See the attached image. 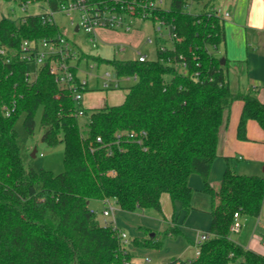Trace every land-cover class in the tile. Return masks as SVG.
Listing matches in <instances>:
<instances>
[{"label":"trees","instance_id":"obj_1","mask_svg":"<svg viewBox=\"0 0 264 264\" xmlns=\"http://www.w3.org/2000/svg\"><path fill=\"white\" fill-rule=\"evenodd\" d=\"M3 1V0H0ZM44 1L56 11L68 0ZM117 1V3H116ZM128 0H91L99 7L120 9ZM130 1V0H129ZM185 0H173L159 18L173 25L180 37L172 52L156 59L105 60L119 77L137 76L123 104L88 109L77 105L70 88L62 87L48 66L34 71L24 60L5 63L0 55V264H124L133 254L122 243L114 222L103 224L92 201L113 202L126 213L156 210L162 214L164 194L183 209L192 210L193 174L203 180V193L212 199L208 239L199 244L194 260L169 264H264L256 253L230 237L235 213L259 217L264 207V177L237 174L227 167L222 186L209 183L218 159L219 134L236 100L243 102L238 137L246 140L247 125L257 121L264 130V103L254 93L231 90L228 61L217 56L226 42L224 20L208 10L186 12ZM22 2V3H23ZM215 0H210V3ZM46 14L24 15L19 21L0 19V48L19 51L26 41L56 40L57 23L44 22ZM182 57V59H180ZM187 65L183 75L163 61ZM42 108V141L50 147L65 145L64 171L58 174L28 168L22 158L17 121L35 133L36 112ZM89 116L83 126L79 112ZM161 240L135 238L134 247L162 249Z\"/></svg>","mask_w":264,"mask_h":264},{"label":"crops","instance_id":"obj_2","mask_svg":"<svg viewBox=\"0 0 264 264\" xmlns=\"http://www.w3.org/2000/svg\"><path fill=\"white\" fill-rule=\"evenodd\" d=\"M215 6L231 15L225 23L226 42L219 48L217 53L218 57L228 61L230 83L231 76H235L237 79L236 91L232 88V83L231 90L235 93L241 92L244 94L252 92L264 103V0H215ZM49 9L51 10L50 7ZM34 14L45 13L34 12ZM24 15V13L21 14V16ZM104 31L102 30L106 37L102 33H98V36H100L99 42L114 46L116 53L119 51L118 47L130 45V43L119 45L118 38L115 35L116 32ZM143 35L141 45L147 46L145 39L149 36ZM142 46L141 51L149 54V51L142 49ZM79 49L84 52L85 56L95 57L91 51ZM97 57L100 56L97 55ZM125 85L127 83H124L123 88H121L123 93H118L117 95L106 94L105 98H100L101 105L98 108L88 107L85 103L83 107L99 109L100 107H114L123 104L128 93L125 89L128 86ZM243 108V102L236 100L229 114L225 116L224 124L220 130V141L217 151L219 157L213 163L209 177V183L216 191H219L222 186L221 183L227 167L232 168L237 174L264 177V174L258 173L257 167L258 165L264 167V147L257 144L258 141L256 139L257 137L264 140V130L260 128L261 126L257 127V121L252 120L247 125V139L242 140L238 137L239 118ZM234 158L236 161L233 160ZM189 185L194 190L191 211L187 213L183 209L181 201L174 202L169 195L164 194L161 198V216L159 214L154 215L157 219L154 223H143L145 226H139L138 231L135 232V238H145L149 232L152 237H156L158 234L157 239L161 240L166 230L171 228L176 231L177 235L170 234L165 238L162 249H146L151 254L146 256V259L149 258L151 260V264H153L152 256L159 259V264H166L174 259H196L199 238L201 234L209 231L211 227L213 218L210 213L212 199L203 193L205 184H203L200 175L193 174L189 180ZM261 213L259 218L264 215V207ZM112 221H114L118 229L125 232L122 225L120 226L117 223L115 214ZM132 240L130 238L127 248L132 254L137 250V254L143 256L145 252L143 253L142 251H145V249L141 251V248L134 247ZM263 242L264 237L257 236L255 241H250L248 245H241L264 255ZM131 263L136 264L132 261Z\"/></svg>","mask_w":264,"mask_h":264},{"label":"built area","instance_id":"obj_3","mask_svg":"<svg viewBox=\"0 0 264 264\" xmlns=\"http://www.w3.org/2000/svg\"><path fill=\"white\" fill-rule=\"evenodd\" d=\"M173 0H128L121 2L120 9L114 7H99L96 4H92L91 0H68L61 4L56 11L50 10L49 14H46L44 22L57 23L54 20V14L62 13L71 16L73 13L79 15V21L81 22L79 30L83 28L88 36L89 42L93 48H97L99 38L98 29L107 31L118 32L122 30L125 34L131 33L136 29V20L142 21L149 20L153 24V37H147L145 44L152 46L156 49V53H168L172 52L175 48V44L180 42V37L174 32L173 25H171L166 19L159 18L155 15L157 10H169ZM185 10L191 13L195 4L200 3L201 0H185ZM29 2H23L21 4L22 13L28 11L27 4ZM117 3V1H116ZM209 5V6H208ZM208 6V10L216 16L222 17L224 20L230 18L228 12H224L215 6V2L207 3L204 8ZM192 14V13H191ZM21 17V16H20ZM128 46H122L117 52H127ZM135 52L136 58L140 63L149 61V54L144 51L130 48ZM0 55L3 57L5 63H12L15 58L27 61L33 66L34 71L27 74L28 77H34L37 74L38 68L42 66H48L50 74L54 76L57 83L62 87L70 88L72 90V96L77 103L83 107V92L89 90L90 82L89 76H92L97 83L96 87L101 86L105 90H114L123 88L124 83L134 81L136 83L137 76L119 77L117 71L113 68V71L106 70L103 74L97 73L101 67L98 62H92L91 59L85 56L84 52H81L76 42H72L69 38L64 37L63 34L58 39L53 40H40L38 42H32L29 40L24 41L19 51L14 49L3 47L0 48ZM182 59V57H180ZM82 61L85 62V70H81L80 65ZM175 68L183 75L188 74L187 65L185 63L173 61L168 59L163 61ZM84 75L81 78V75ZM85 113L79 112V116H84ZM42 155V154H41ZM117 211L116 205L108 201L103 209V224L110 223L111 217H114ZM240 214L235 213L234 222L231 226V231L238 233L241 231ZM114 222V221H113ZM122 243L127 246L130 243V238L127 233L120 231ZM208 239V235L203 233L199 238L198 245ZM264 243V242H263ZM200 255V249L198 248L196 258ZM132 264V263H124ZM145 264H151V260L147 258ZM169 264V263H166Z\"/></svg>","mask_w":264,"mask_h":264},{"label":"rangeland","instance_id":"obj_4","mask_svg":"<svg viewBox=\"0 0 264 264\" xmlns=\"http://www.w3.org/2000/svg\"><path fill=\"white\" fill-rule=\"evenodd\" d=\"M23 0H3L0 1V19L9 18L15 22L19 21V17L22 14V4ZM207 3V0H201L200 3H197L193 6L191 13L194 15L200 14L203 9L204 5ZM28 11L24 13L25 15H31L35 13H45L49 14L50 9L47 6V3L44 1L27 4ZM54 20L57 22L62 34L64 37L69 38L73 43L76 42V45L84 49L85 51H91L95 57L99 55L101 58L105 60H113L121 59V60H135L136 55L134 50L130 48H135L141 50V42L143 41L142 36L146 34L149 37H153V24L151 21L146 20L142 21L140 19L136 20V29L131 33L125 34L122 30H119L115 33L118 38V44H128L130 43L129 48H127V52H117L114 46L105 45L103 42H98V47L93 48L92 44L89 42L88 36L83 28L76 32L77 26L80 25L79 15L77 13L71 14L68 16L67 14L56 13L54 14ZM103 29H98V33H102ZM104 31V30H103ZM106 32V31H104ZM106 37V35H104ZM118 49H120L118 47ZM142 49L149 51V59L154 60L156 59V49L152 46H142ZM91 61L94 62V59L91 58ZM101 67L98 69L97 73L100 75L103 74L106 70L113 71V68L109 65L102 64ZM81 70H85V62L82 61L80 65ZM33 66H31V69ZM81 75V74H80ZM84 75H81L83 78ZM90 87L89 90L83 92V104L85 103L88 107H95L98 108L101 105L100 98H105L106 94L117 95L118 93L121 94L123 91L121 89H114V90H105L101 86L97 88L95 79L92 76H89ZM135 82L131 81L127 83L125 86H131ZM231 83L232 88L236 91V84L237 79L235 76H231ZM42 108H38L36 112V127L35 133L33 135H29L27 130H25L23 126L24 118L23 115L16 123V130H18L20 134V141L19 145L21 146L22 150V158L24 163L28 168H32L35 171H40L42 168L53 172L54 174H58L64 171V152H65V145L60 143L55 147H50L46 145L42 141L43 129H41V120H42ZM89 120V116L84 115L80 118L81 125H85ZM257 127L259 128V123L256 122ZM231 128V127H229ZM261 128V127H260ZM257 144L264 147V140L257 138ZM37 149L36 157H32L33 151ZM42 154V155H41ZM236 161V159H233ZM258 167V173L264 174V167ZM91 208L97 212V218L103 223L104 219L102 216L103 209L105 208L104 203H100L98 201H92ZM154 215H158V212L153 209H149L147 211H137L134 214L123 212L117 206V212L115 213V218L117 223L125 230V233L129 235L131 240L135 238V232L138 231L139 226H145L143 223H154L157 219ZM159 216H161L159 214ZM113 218L111 217V220ZM241 224V231L238 233L232 232L230 233V237L233 241L248 245L250 241H255V237L260 236L264 237V215L259 217H253L250 215H242L240 219ZM144 232V230H142ZM146 235V234H145ZM149 237V236H147ZM129 246V245H128ZM141 251L144 249H140ZM144 254L143 256L138 255L137 250L133 253L132 262L143 263L145 264L146 256L151 255L145 249L142 251ZM153 264H159V259L156 257H151Z\"/></svg>","mask_w":264,"mask_h":264},{"label":"water","instance_id":"obj_5","mask_svg":"<svg viewBox=\"0 0 264 264\" xmlns=\"http://www.w3.org/2000/svg\"><path fill=\"white\" fill-rule=\"evenodd\" d=\"M78 31H79V27L76 28V32H78ZM221 61H222V64H223V65L226 63V61H225L224 58H222ZM36 154H37V149H35V150L33 151V153H32V157H36Z\"/></svg>","mask_w":264,"mask_h":264}]
</instances>
